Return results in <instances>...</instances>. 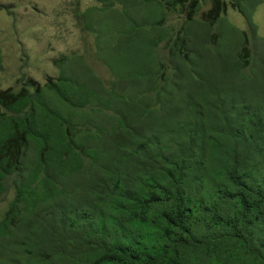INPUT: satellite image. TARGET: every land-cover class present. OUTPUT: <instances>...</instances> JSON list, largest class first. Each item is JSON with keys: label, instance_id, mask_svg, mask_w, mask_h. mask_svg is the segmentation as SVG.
<instances>
[{"label": "trees", "instance_id": "16d2710c", "mask_svg": "<svg viewBox=\"0 0 264 264\" xmlns=\"http://www.w3.org/2000/svg\"><path fill=\"white\" fill-rule=\"evenodd\" d=\"M187 1L191 16L199 0L172 5ZM210 1L203 16L215 21L226 2ZM247 44L236 56L244 69L255 58ZM257 81L237 102L159 117L144 96L158 86L112 109L60 76L0 90V194L13 193L0 239L35 211L46 223L38 250L10 264H264V75Z\"/></svg>", "mask_w": 264, "mask_h": 264}, {"label": "rangeland", "instance_id": "374dc122", "mask_svg": "<svg viewBox=\"0 0 264 264\" xmlns=\"http://www.w3.org/2000/svg\"><path fill=\"white\" fill-rule=\"evenodd\" d=\"M172 1L0 0V90L27 85L33 91L60 76L96 91L110 108L158 86V95H144L153 98L156 117L170 106L194 108L200 100L199 107L210 108L237 102L240 90L252 93L248 84L254 87L264 75V45L255 41L245 17H252L256 35L264 38V0H225L226 10L215 21L203 16L210 0H199L191 16L189 1L185 11ZM164 29L171 30L168 50ZM245 40L250 52L256 44L255 58L248 57L253 64L244 69L236 56ZM160 70L165 77L158 80ZM254 75L257 80L248 79ZM12 197L11 190L0 197V218ZM36 213L0 239V264L38 250L34 237L46 223Z\"/></svg>", "mask_w": 264, "mask_h": 264}, {"label": "flooded vegetation", "instance_id": "af4514ba", "mask_svg": "<svg viewBox=\"0 0 264 264\" xmlns=\"http://www.w3.org/2000/svg\"><path fill=\"white\" fill-rule=\"evenodd\" d=\"M8 191H6L5 193H7ZM3 195V193L0 194V197Z\"/></svg>", "mask_w": 264, "mask_h": 264}]
</instances>
